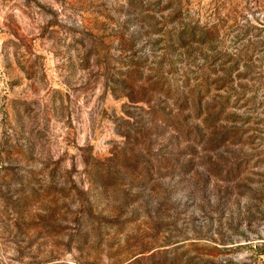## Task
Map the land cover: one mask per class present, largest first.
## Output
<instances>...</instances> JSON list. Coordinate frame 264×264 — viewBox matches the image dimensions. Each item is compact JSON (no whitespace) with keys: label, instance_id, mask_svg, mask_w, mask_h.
Returning a JSON list of instances; mask_svg holds the SVG:
<instances>
[{"label":"rangeland","instance_id":"1","mask_svg":"<svg viewBox=\"0 0 264 264\" xmlns=\"http://www.w3.org/2000/svg\"><path fill=\"white\" fill-rule=\"evenodd\" d=\"M0 264H264V0H0Z\"/></svg>","mask_w":264,"mask_h":264}]
</instances>
